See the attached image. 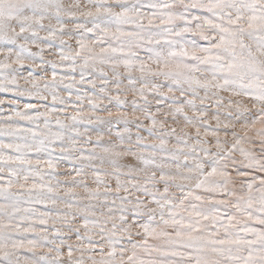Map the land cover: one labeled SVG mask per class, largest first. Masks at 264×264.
<instances>
[{"label": "snow or ice", "instance_id": "obj_1", "mask_svg": "<svg viewBox=\"0 0 264 264\" xmlns=\"http://www.w3.org/2000/svg\"><path fill=\"white\" fill-rule=\"evenodd\" d=\"M0 264H264V0H0Z\"/></svg>", "mask_w": 264, "mask_h": 264}]
</instances>
